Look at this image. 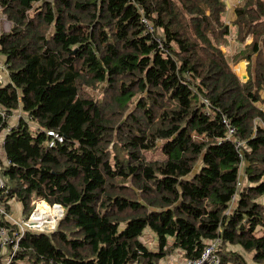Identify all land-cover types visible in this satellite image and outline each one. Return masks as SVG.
Here are the masks:
<instances>
[{
	"label": "trees",
	"instance_id": "obj_1",
	"mask_svg": "<svg viewBox=\"0 0 264 264\" xmlns=\"http://www.w3.org/2000/svg\"><path fill=\"white\" fill-rule=\"evenodd\" d=\"M225 7L0 0V108L33 122L5 133L0 207L9 213L16 197L29 215L38 197L64 209L55 229H26L0 264H159L177 250L196 259L216 239L221 264H248L245 252L264 262V0L236 7L233 55L222 49ZM242 58L245 81L232 67ZM224 114L246 141L243 167ZM9 124L0 116V133ZM48 129L62 142L49 146ZM1 226L19 233L0 211Z\"/></svg>",
	"mask_w": 264,
	"mask_h": 264
},
{
	"label": "rangeland",
	"instance_id": "obj_2",
	"mask_svg": "<svg viewBox=\"0 0 264 264\" xmlns=\"http://www.w3.org/2000/svg\"><path fill=\"white\" fill-rule=\"evenodd\" d=\"M10 24L11 23L5 19L3 22L4 29L9 30ZM3 58H4V55H2V59ZM2 73H3V78H5V76H7V74H5L4 70H2ZM6 73H8V72H6ZM93 92H94V94L100 93L99 91H93ZM19 113H24L25 115L27 114L25 112H22V110H20V109L17 111H13V115L9 120V123L11 125L17 123ZM30 123L33 124L32 120H30ZM3 131L0 133V154H2V155H3V149H2L1 143H2ZM147 155L150 158L162 157V153L159 149L154 150V151L153 150L148 151ZM31 205L33 207H32L30 214L29 215L23 214V212L21 211V201L16 197L13 198L10 201V208L8 210V212L10 214L9 220H11L15 224L18 223L20 226H23L25 228L28 227V229H32V230H36V231H51L58 226L59 220L62 218V216L64 214L61 210L62 209L61 207H55L54 205H50L46 201H44L38 197L33 199ZM32 216H37V217H39V219L36 221L32 218ZM32 220L36 221V223H38V226H34L32 224L29 226L25 223V222L31 223ZM142 239L151 249H154V250L158 249L157 248L158 242H157V239L153 233L147 232L142 237ZM245 257L248 261V264H264V262L262 263V262H258V261H255L254 259H252L250 253L248 254L245 252ZM4 259L6 260V259H8V257L6 258V255H5ZM186 261H187V259H185L182 255V253L179 250H177V251H173V252L169 253L167 255V257L163 258L159 262V264H185ZM21 264H28V263L26 261H21Z\"/></svg>",
	"mask_w": 264,
	"mask_h": 264
},
{
	"label": "built area",
	"instance_id": "obj_3",
	"mask_svg": "<svg viewBox=\"0 0 264 264\" xmlns=\"http://www.w3.org/2000/svg\"><path fill=\"white\" fill-rule=\"evenodd\" d=\"M142 21L145 24V28L146 31L155 32V27L154 25L148 20L147 17L143 16L142 17ZM159 39V38H158ZM6 68L5 64L0 60V82L4 80L3 78V73L2 70H4ZM23 112V111H22ZM13 112L10 113L9 111H6L4 108H0V116L3 117L4 119H9L12 117ZM21 117L27 119V120H31V117L28 114H24V113H19L18 115V119H20ZM223 120L224 123L226 125V138L227 139H233L234 140V144L236 149L238 150L239 154H240V167H243V160H244V149L246 147V141L242 140L240 138L237 137V127L229 120V118L227 117V115H223ZM11 124H9L7 126V128H5V133L11 128ZM47 134L49 135V146H54L56 145L58 142H62L63 137L60 135L59 132H57L56 130L53 129H48L47 130ZM243 179H242V175L240 174V177L238 178V182H237V186L241 185ZM6 181L4 176L0 173V190L1 189H5L7 190L6 187ZM237 195L234 194L232 197V200L230 201V207L228 209V211L230 210L231 206L233 205L234 201L236 200ZM55 207H61L62 212L64 213V209L61 205L56 204L54 205ZM0 211L6 215V217L9 218V213H7L6 211L3 210V208L0 207ZM32 218L34 220H38L39 217L37 216H32ZM36 221H31V223L26 222L27 225H34V226H38V223H36ZM32 230V229H31ZM10 228L6 227V226H1L0 227V254L2 252V250L6 249V247L10 244V243H14L13 245V251L10 250V254L13 255L17 246H18V241L19 238L21 237V234L24 233V229L22 226V230L19 233H16L15 235L16 238H14L11 234H10ZM218 242L219 239H216L214 241L209 242L206 247L204 248L202 254L200 257L196 258V259H188L185 264H221V256L220 253L218 252ZM10 255V256H11Z\"/></svg>",
	"mask_w": 264,
	"mask_h": 264
},
{
	"label": "crops",
	"instance_id": "obj_4",
	"mask_svg": "<svg viewBox=\"0 0 264 264\" xmlns=\"http://www.w3.org/2000/svg\"><path fill=\"white\" fill-rule=\"evenodd\" d=\"M225 2V11L223 13V19L226 23H228L230 25V37H229V43L226 45H222V49L225 52L230 53L231 55L234 54V51L236 49V27L233 24L235 18H236V13H235V9L237 6L243 4L244 0H224ZM252 39L249 38L247 40V42H250ZM2 60V62L4 63V59H0ZM250 60H248L247 58H242L237 62H233L232 63V67L234 69V71L239 75V77L245 81L249 78V75L251 74V69H250ZM241 73H240V72ZM5 74H7V76H5L4 80L8 77V70L7 68L4 69ZM263 98H264V91H263ZM260 107L264 110V100L263 102L259 103ZM5 137V130L3 131V135H2V149H3V155L0 154V156L2 158H6L5 152H4V147H3V141H4V137ZM21 211H22V204H21ZM181 252V251H180ZM182 253V252H181Z\"/></svg>",
	"mask_w": 264,
	"mask_h": 264
},
{
	"label": "bare ground",
	"instance_id": "obj_5",
	"mask_svg": "<svg viewBox=\"0 0 264 264\" xmlns=\"http://www.w3.org/2000/svg\"><path fill=\"white\" fill-rule=\"evenodd\" d=\"M25 223H26V222H25ZM16 225H17L18 228H19V232H21V230H22V226H20L18 223H17ZM23 229H24V231H25L26 229H28V227H27V228L23 227Z\"/></svg>",
	"mask_w": 264,
	"mask_h": 264
}]
</instances>
